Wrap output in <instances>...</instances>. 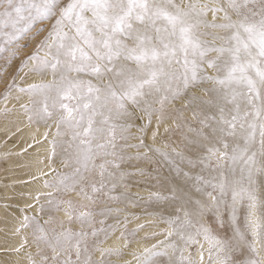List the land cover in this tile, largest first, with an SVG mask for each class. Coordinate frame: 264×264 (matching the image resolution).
<instances>
[{
    "label": "snow or ice",
    "instance_id": "snow-or-ice-1",
    "mask_svg": "<svg viewBox=\"0 0 264 264\" xmlns=\"http://www.w3.org/2000/svg\"><path fill=\"white\" fill-rule=\"evenodd\" d=\"M17 59L0 98L27 97L20 109L44 139L55 129L49 160L66 169H50L37 215L19 209L27 264H119L157 222L167 228L151 236L164 238L122 264H264V0H0V74ZM162 125L178 144L156 146ZM150 154L177 182L127 231L139 217L116 205L136 207L128 180L149 174L125 166ZM118 228L123 245L104 247Z\"/></svg>",
    "mask_w": 264,
    "mask_h": 264
},
{
    "label": "rangeland",
    "instance_id": "rangeland-1",
    "mask_svg": "<svg viewBox=\"0 0 264 264\" xmlns=\"http://www.w3.org/2000/svg\"><path fill=\"white\" fill-rule=\"evenodd\" d=\"M50 25H51L50 21L45 22L42 25L38 24L36 27L37 28L43 27L45 29V31L40 33V35L36 36L34 39L28 40L26 38L25 40L21 41V43L26 44L27 47H25L21 50L20 59H23L25 56L29 55L33 51L35 45L47 33V30L50 27ZM34 31H35V29L33 30V32ZM3 65H4V61L0 60V66H3ZM18 65H19V59L14 60L13 63L10 66H8L7 71L4 72L3 74H0V97H2L3 93L5 92V90L8 86V83L11 80L12 74L15 72ZM17 82L18 83L20 82L19 78H17ZM17 95H18V93H16L15 90H13V92L11 93V95L7 101H4L2 98H0V109H3L5 107H7L8 109H11V110L12 109H20L19 108V105H20L19 100L15 99V97ZM10 101H12L13 104H15L14 107L13 106L10 107ZM16 101H18V102H16ZM19 111L23 113V111L21 109ZM13 115H14V112H12V111H9V112L0 111V123L5 121L6 119H10V117H12ZM23 115H25V114L23 113ZM186 115L190 116L189 113H186ZM168 123H169V121H168ZM169 124H171V121ZM34 125H36L37 127L45 128V126L42 124L41 125L34 124ZM154 126L155 125H153V127ZM163 128H164V126H163ZM54 131H55L54 128L51 129V131L49 132V135H48V140L52 139L51 132H54ZM162 131H164V129ZM4 135L5 134H3V132L0 131V162L3 160L4 155L12 153V151H13V147L8 146V144H7V141L10 139V137H8V139H7L6 138L7 136L6 135L4 136ZM15 135H16V133H15ZM160 135L161 134H159V136ZM159 136H158L157 143H156V146H158V147H162L163 143H165V142L170 143L173 146H175L176 144H178L180 142V134L175 129L171 133L162 132V135H161L162 137H159ZM49 137H51V138H49ZM146 143L151 144L152 143L151 139H148L146 141ZM131 151L133 153L135 152L134 149ZM141 151H143V150H141ZM21 153H23V151H21ZM150 155H153V154H150ZM49 156H50V154H48L44 158V160L46 162L43 160L44 163H46L48 165L49 171H50V169L55 170V171H65L66 170L63 168L62 161H61V158L59 155H56L55 157H53L51 159V161L49 160ZM48 161H49V163H48ZM125 167L127 168L128 171H135L136 167H141V168H144L145 172L148 173L149 175H146V176H138L137 175V176H133V177L129 178V180H128V184L130 186L128 189V195L133 200L136 201V203H137L136 207H133L131 204H127V205L126 204H120V205H116V206L126 208L127 212L134 214L135 216H138L139 219L144 218V219H147L148 221H151V219L154 220V217L151 215H148V213L158 212L161 207L166 208L167 205L157 204L155 202H149V200H148L149 194L152 192H165L168 189V187L170 186V184L177 182L176 173L172 170L171 166L167 162H165L161 157H159L157 155H153V163H148L147 161H143V162L132 161L130 164L126 165ZM49 171L46 172V173H48L47 176L41 175L38 177L37 176L31 177L28 181H34L40 177V178H42L41 180H42V183L44 184L45 179H51L52 172L51 171L49 172ZM14 185L16 186V184H14ZM46 189L47 188H45V190ZM46 191L49 192V191H51V189H47ZM46 191H44V193H47ZM17 192L18 191L15 190V191H13V194L17 195ZM41 193H43V192H41ZM36 195L31 197V201L33 202V206H36V208H37L38 204L34 199L36 197ZM20 196L23 197L24 195H20ZM26 197L30 198V196H26ZM0 202H1L0 207H2L3 209L5 208L4 213H9L10 215L15 216L18 221L21 220V213L19 211L20 206L14 205L13 203H12L13 205H11V203H9V201H5V199H3V198H0ZM38 203L39 204H45L46 198L44 196H41ZM5 205H7L8 207H5ZM9 210H11V211H9ZM11 212H13V213H11ZM26 214L27 215H37V212L33 211L31 209H26ZM121 219H122V217H121ZM137 221H138L137 219H133L132 215H129L128 223H127V231H131L132 229L136 228L138 224H142V223H136ZM109 223H115V221L109 220ZM154 225H156L157 227ZM166 228H167V225L163 224V223L157 222V223L147 224V227L137 231L136 237L131 240L130 244H133L136 240H139V239H142L146 243V246L154 244V243H156L157 240H162L164 237H163V235H157L155 237H152L151 233L152 232L159 233V232H161V230H164ZM145 229L150 230V232L145 233L144 235H139ZM27 231H29V230H27ZM27 231L25 229H21V231L19 233H16V231H15V234H17L18 239L19 238L21 239V240L19 239L20 244L26 238L28 240V244H26L25 247L23 249H21L20 252L7 251L6 249L0 248V261L1 260H5V261L12 260L11 255L20 254V255H22V259L27 262L26 253L29 251H34V246H31V237L29 235V232H27ZM120 231H121V229L118 228L117 231L115 233H113L107 241H105L103 246L104 247H115V246H113V241L118 240L117 237L120 236ZM146 235L149 236L148 239L144 238ZM121 241H123V240H121ZM20 244H19V246H20ZM0 247H2V246H0ZM205 248H207L206 244H205ZM123 251L125 254V250H123ZM98 255L99 254L97 253V256ZM110 259L112 261H118L119 260V258H117L115 256L111 257ZM122 260H124V257H122ZM122 260H119V264H122ZM205 260H207V253H205Z\"/></svg>",
    "mask_w": 264,
    "mask_h": 264
},
{
    "label": "bare ground",
    "instance_id": "bare-ground-1",
    "mask_svg": "<svg viewBox=\"0 0 264 264\" xmlns=\"http://www.w3.org/2000/svg\"><path fill=\"white\" fill-rule=\"evenodd\" d=\"M26 99L27 97L22 96L19 100V104L23 103ZM14 105L15 104L10 101V107H14ZM19 110L20 109H12L11 111L14 112V115L10 117V119H6L0 123V131L7 136V139L10 137L7 141L8 146L13 147L12 153L4 155L3 160L0 162V198L9 201L11 205L14 204L21 208L24 207L26 203L33 204L31 197L41 192L44 193V191L47 190H45L43 186L42 178L39 177L34 181L28 180L31 177L41 176V172L46 173L49 171L48 165L44 163V158L50 154V145L48 143V138L46 140L43 136L46 129L30 124L27 117ZM163 129L162 125L160 128L161 135L162 132H164L162 131ZM161 135L158 136L162 137ZM21 151H23V153H21ZM14 184H16V186ZM15 190L18 191L17 195L13 194V191ZM20 195L24 196L22 197ZM26 196H30V198H27ZM4 209L0 207V246H2L0 248L6 249L7 251H13V249L19 247L20 244V238L18 239L17 234H15V229L19 226L20 221H18L15 216L10 215L9 213H4ZM31 210L36 211V206H33ZM137 220L136 223H145L148 221L144 218ZM25 230L27 231V229ZM149 232L150 230L145 229L139 235H144ZM123 243L124 241L114 240L113 246L120 247ZM142 246H146V243L142 239L136 240L133 244H130L127 249H124V260L131 261L132 256L130 253ZM261 256H264V253H262ZM11 257L12 260H1L0 264H27L20 254H13Z\"/></svg>",
    "mask_w": 264,
    "mask_h": 264
}]
</instances>
